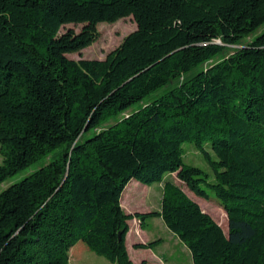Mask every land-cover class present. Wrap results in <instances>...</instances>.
Instances as JSON below:
<instances>
[{"label":"trees","instance_id":"trees-1","mask_svg":"<svg viewBox=\"0 0 264 264\" xmlns=\"http://www.w3.org/2000/svg\"><path fill=\"white\" fill-rule=\"evenodd\" d=\"M130 17L105 60L69 58ZM263 25L264 0H0V185L50 158L0 193V264H70L79 242L133 264L129 222L154 218L193 264H264ZM186 143L214 179L185 162ZM174 174L218 199L228 235ZM133 181L163 184L159 211L125 213Z\"/></svg>","mask_w":264,"mask_h":264},{"label":"rangeland","instance_id":"rangeland-1","mask_svg":"<svg viewBox=\"0 0 264 264\" xmlns=\"http://www.w3.org/2000/svg\"><path fill=\"white\" fill-rule=\"evenodd\" d=\"M82 26L68 25L62 29V32L74 30L80 32ZM137 25L132 17L122 19L115 24H101L98 30L101 34L100 39L88 49L81 53L71 54L69 58L75 61L79 60H105L109 53L117 49L123 40L136 31ZM264 32V25L254 34L258 36ZM227 52L224 56L229 55ZM223 56V57H224ZM221 59V58H220ZM219 59V60H220ZM176 84H174L175 86ZM163 90L156 94L147 97L145 102L151 101L157 95L161 94ZM139 104L131 107L126 115L139 108ZM119 118V117H118ZM118 118H112L109 125L115 123ZM107 125V126H109ZM105 125V127H107ZM94 132L89 135H93ZM185 162L188 165L201 168L211 178L214 179V173L207 162L195 150L192 144L186 143ZM50 158L40 160L31 164L29 167L20 171L16 175L7 179L0 185V193L8 189L14 184L20 183L22 180L35 173L43 166L47 165ZM2 164V156L0 153V165ZM166 180L173 181L180 186L183 191L194 201H196L202 210L209 214L223 229L224 233L228 235V217L224 208L218 203V199L210 193L211 200L207 201L203 198L197 197L191 193L185 184L177 179V175L167 176ZM163 196V184L155 183L151 186L141 184L137 181L130 183L123 193L122 208L128 215L136 213H148L152 211H159L161 208V201ZM130 234L128 237V253L133 264H193L191 252L180 239L171 232L165 225L162 219L154 218L148 219L144 226L140 221L134 219L129 222ZM157 240H161L157 246L150 249L158 259L150 260L151 254H145L148 251H138L137 244H148ZM145 252V253H142ZM152 256V255H151ZM70 264H111L105 258L96 255L92 252L85 243L79 242L70 252Z\"/></svg>","mask_w":264,"mask_h":264},{"label":"crops","instance_id":"crops-1","mask_svg":"<svg viewBox=\"0 0 264 264\" xmlns=\"http://www.w3.org/2000/svg\"><path fill=\"white\" fill-rule=\"evenodd\" d=\"M129 234H128V237H129ZM128 237H127V249H128ZM138 251H148L147 253H145V252H142V253L151 254L152 256L150 255L149 259L152 260V261L155 260V259H158V257L156 258V256L153 254L154 252H152L150 249H139ZM161 264H163V263L161 262Z\"/></svg>","mask_w":264,"mask_h":264}]
</instances>
